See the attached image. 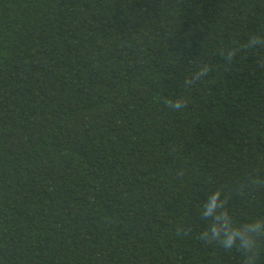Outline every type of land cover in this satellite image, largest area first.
<instances>
[{
  "label": "trees",
  "instance_id": "1",
  "mask_svg": "<svg viewBox=\"0 0 264 264\" xmlns=\"http://www.w3.org/2000/svg\"><path fill=\"white\" fill-rule=\"evenodd\" d=\"M257 36L264 0H0V264H246L253 228L264 264Z\"/></svg>",
  "mask_w": 264,
  "mask_h": 264
},
{
  "label": "clouds",
  "instance_id": "2",
  "mask_svg": "<svg viewBox=\"0 0 264 264\" xmlns=\"http://www.w3.org/2000/svg\"><path fill=\"white\" fill-rule=\"evenodd\" d=\"M258 40L264 41V37H260V36L254 37L250 41L249 46L250 47L257 46ZM260 46L264 47V43H261ZM234 55H235V52L230 51L227 53L226 59L230 60ZM205 75H206V72L200 71V72L194 74L192 78L186 79L185 83H186V85H190L194 81L200 80ZM167 106L176 110V111H179L180 109H182L186 106V102L184 100L178 98L175 101L168 102ZM218 194L219 193H217V195ZM215 208H216L215 198L213 197L212 203L206 204L204 206L205 215H211L212 211ZM212 232L219 234L217 228H213ZM256 233H257V230L255 228H253L252 231H245L243 238L240 239V242H239L240 249L245 252L246 257H247L246 264H254L255 257L257 255V252L255 251V249L257 248L256 239L258 236ZM223 235H224V241H223V244L221 246L226 248V249L233 248L237 243V237L239 236V233H236V232L232 231L231 228H229L228 230H226L224 232ZM249 253H251L252 255H249Z\"/></svg>",
  "mask_w": 264,
  "mask_h": 264
}]
</instances>
